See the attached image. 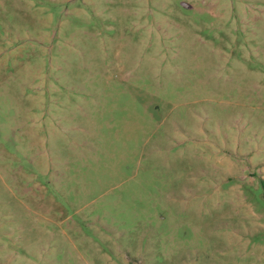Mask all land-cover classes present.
<instances>
[{
    "label": "rangeland",
    "instance_id": "374dc122",
    "mask_svg": "<svg viewBox=\"0 0 264 264\" xmlns=\"http://www.w3.org/2000/svg\"><path fill=\"white\" fill-rule=\"evenodd\" d=\"M0 264H264V0H0Z\"/></svg>",
    "mask_w": 264,
    "mask_h": 264
}]
</instances>
